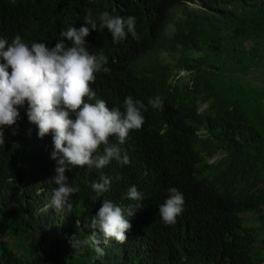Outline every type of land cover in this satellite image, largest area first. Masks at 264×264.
Wrapping results in <instances>:
<instances>
[{"label":"trees","instance_id":"1","mask_svg":"<svg viewBox=\"0 0 264 264\" xmlns=\"http://www.w3.org/2000/svg\"><path fill=\"white\" fill-rule=\"evenodd\" d=\"M89 11L98 25L104 11L136 17L139 39L113 43L107 29L85 39L111 69L96 74V98L121 111L140 100L145 122L123 144L110 138L129 164L66 173L79 191L57 213L52 134L40 138L20 108L0 144V264H264V0H0V37L52 47ZM156 96L162 108L149 105ZM102 176L111 183L97 194ZM133 185L141 201L128 198ZM170 187L185 203L167 225L158 213ZM104 200L136 213L128 239L100 256L83 242Z\"/></svg>","mask_w":264,"mask_h":264},{"label":"clouds","instance_id":"2","mask_svg":"<svg viewBox=\"0 0 264 264\" xmlns=\"http://www.w3.org/2000/svg\"><path fill=\"white\" fill-rule=\"evenodd\" d=\"M98 19L99 25L92 13L87 12L84 24L62 31L63 39L52 47L44 42L29 45L18 34L11 42L0 37V144L5 143L3 129L17 124L21 118L20 108L26 105L28 120L38 127V136L52 134L51 158L56 161V175L50 180L56 187L51 207L57 213L71 212L70 197L79 191L78 187L68 184L66 173L77 167L99 171L113 159L121 165L129 164V156L122 155L120 147L110 145V138L118 137L123 144L129 133L141 129L145 122L142 112L145 105L140 100L126 97L121 111L96 98L91 87L96 74L108 73L111 69L106 66L108 57L103 52H90L85 39L92 30L105 29L110 32L113 43H119L129 34L139 39L136 17L113 16L104 11ZM65 38L70 46H66ZM148 103L153 108L163 107L160 96L150 98ZM101 146H104L102 153ZM101 181L90 185L97 194L107 191L111 183L106 176H102ZM167 191L169 195L159 205L158 214L163 223L172 225L182 214L185 200L176 187ZM127 195L134 201L143 199L134 185ZM135 207L140 208V204ZM135 213L131 206L125 209L111 200H104L87 225L92 230L91 236L83 243L91 242L97 255H104L102 244L107 245L109 241L122 244L128 239L126 233L132 225L127 217ZM80 243L73 237V247Z\"/></svg>","mask_w":264,"mask_h":264},{"label":"rangeland","instance_id":"3","mask_svg":"<svg viewBox=\"0 0 264 264\" xmlns=\"http://www.w3.org/2000/svg\"><path fill=\"white\" fill-rule=\"evenodd\" d=\"M172 29H173V27L171 26L170 28H169V31H172ZM180 75L182 76V77H184V75H186V77H184V80L186 79H188V76H187V72L186 71H181V73H180ZM206 106V104L205 105H203V108Z\"/></svg>","mask_w":264,"mask_h":264}]
</instances>
